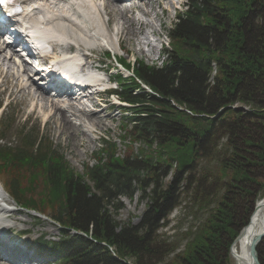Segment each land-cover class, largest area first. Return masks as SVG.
Here are the masks:
<instances>
[{
    "label": "trees",
    "instance_id": "trees-1",
    "mask_svg": "<svg viewBox=\"0 0 264 264\" xmlns=\"http://www.w3.org/2000/svg\"><path fill=\"white\" fill-rule=\"evenodd\" d=\"M177 18L164 65L138 61L116 91L131 105L120 143L142 145L139 151L123 154L114 139L102 138L79 174L46 137L25 135L21 147H0V177L17 205L61 227L57 240L42 238L40 246L63 264H231L252 205L243 215L225 195L209 202V216L170 260L175 248L165 250L160 231L184 193L197 191L192 204L203 205L208 173L246 196L264 194V176L254 170L264 168V0H186ZM220 144L215 174L201 161ZM138 193L147 202L139 223L121 222V199ZM257 251L264 264V240Z\"/></svg>",
    "mask_w": 264,
    "mask_h": 264
},
{
    "label": "rangeland",
    "instance_id": "rangeland-1",
    "mask_svg": "<svg viewBox=\"0 0 264 264\" xmlns=\"http://www.w3.org/2000/svg\"><path fill=\"white\" fill-rule=\"evenodd\" d=\"M152 1V0H151ZM154 1V0H153ZM154 11L149 16L150 22L154 25L153 28L150 26L145 27V31L148 33L149 40L154 48V53L150 59L147 57L146 54H141L138 52L139 48L136 44H119V41L116 40L115 31L119 26H122L123 22L121 19H117L116 22L112 21L111 30L114 33L111 34L110 39L113 44L112 51L114 54L110 58V60L106 59L104 54H106V49L103 47H97L94 54H91V60L98 63L103 67H108L110 69V73H115L121 71L119 67L115 64V59L117 61L121 60V58L126 63H131V65L135 62H143L147 65L151 66H159L162 67L164 62H166L169 53L165 49L166 45H169V38L167 36L168 29L171 28L177 21V15L182 13L186 10V0H181V5H177L175 8H171L170 10H166V14H163L162 8L158 7V5L154 6ZM137 16L140 17L139 14L135 13ZM143 18V17H142ZM162 19L161 21L158 19ZM109 18L107 16L102 17V22L105 24L108 22ZM160 33L158 35V31ZM143 38V35H140V40ZM150 47L145 45L144 50L148 54ZM161 51V53H160ZM163 51V52H162ZM112 64V65H111ZM119 68V69H118ZM124 72V71H123ZM114 86V84H113ZM145 88V86H143ZM7 93H0V114L3 116H8V126L10 127V132L4 136L5 139L1 140L2 144L11 143L13 146L20 145V138L17 137L18 131L30 132L34 131V134H43L45 137H50L53 140V144L56 148L63 153L65 158L70 162V166L75 170L76 173L81 174L83 170V165L86 163H90L95 156L96 151L98 150L99 141L102 139L103 136L114 139L118 142L119 150L123 154L125 152L131 151H139L142 145L136 143L135 146L129 145V147H124L122 143H120L119 139L121 137L120 129L122 128V121H123V114L121 111L117 110L116 107H113V100L108 99L107 96L101 94V101L104 105L97 107L100 110V118H102V125H96V127L89 126V130L87 131L88 135L91 136L92 141L87 142L88 138L82 135H79L78 141H73L71 138L67 140V136L64 134H60L59 128L54 124H47V120L44 114V111L41 112L39 109L36 112L31 113L32 105L30 102L23 103L20 101V98L17 95H13L10 98V105L6 106L7 102ZM9 101V102H10ZM91 108V107H89ZM87 108V109H89ZM234 108L238 109H247L241 103H236ZM70 117V120L77 124L81 121L80 118L74 117L70 112H67ZM0 115V118L2 117ZM84 119V117H82ZM87 125L88 121L84 119ZM78 144V146L74 147V145ZM223 147L220 144L218 149H215V153L213 155L206 157L204 156L203 161L201 163L203 166H208L209 170L214 172L215 174H221L219 170L218 164L214 163V158L218 156H223L224 152L222 151ZM208 156V157H207ZM202 167V165H201ZM206 168L200 170V172L205 171ZM255 173L258 176H264V168L262 169H254ZM162 175L160 174V177ZM206 182V189L204 194H200L203 196L204 202L202 206H199L198 203L192 204L194 201V197L197 194L195 191L194 196L192 194H183L182 199L183 203L180 207L173 210L174 212L171 214L169 219H167L168 225L160 231L161 237L160 240L164 243L165 250L169 251L172 248H175V251L168 255V260L174 258L175 253L181 254L185 249L187 242L189 240V236L192 235V232L196 230V228L203 223L207 216H209L210 210L207 208L206 205L210 202L212 203L215 200L223 198L222 196L228 197L229 199L234 200L237 202V205L240 208H243V215H246L248 209H250L251 205L253 206V210L255 209V204L257 202V197L255 195L246 196L243 190L232 189L225 186V180L223 179V175H219L218 177L214 178L208 173V177H203ZM172 177L169 175L165 179L166 183L171 182ZM208 184H207V181ZM263 181V180H262ZM195 186V185H194ZM34 187H38L37 185ZM39 188V187H38ZM260 186L254 187L253 192L255 194L259 193ZM37 189V188H36ZM183 189V188H182ZM39 190V189H37ZM34 191V189H31ZM194 192V190L192 191ZM7 195V194H6ZM188 198V199H186ZM197 199L201 200L197 197ZM259 199V197H258ZM121 202H123L124 207L119 211L118 220L121 222H128L131 221L132 224H138L140 218L142 217L144 211L147 209V202L140 199V193L133 199L130 200L127 198H122ZM6 206L9 208H16L14 211L7 213L5 215H9V219H5L6 223L11 225L14 231H30V234L27 237H23L25 240H29L30 242L34 241L38 236H46V238H56L59 235V227H57L52 220H49L45 217H42L40 220L29 215L28 212H24L19 209L17 206L14 205V201L12 196L8 195L6 198ZM252 210V211H253ZM165 251V252H167ZM39 260H43V264H59V262L55 261L54 258L47 255L44 252L39 253ZM37 260V261H39ZM36 264H39V262ZM129 264V263H128ZM132 264V262H130ZM231 264H233V257L231 255Z\"/></svg>",
    "mask_w": 264,
    "mask_h": 264
},
{
    "label": "bare ground",
    "instance_id": "bare-ground-1",
    "mask_svg": "<svg viewBox=\"0 0 264 264\" xmlns=\"http://www.w3.org/2000/svg\"><path fill=\"white\" fill-rule=\"evenodd\" d=\"M25 2L30 3L33 9L36 8L37 12L32 17L28 14L24 19L31 17V20H38L39 25L47 23L44 30L37 32L39 40L44 43L52 40L58 41L54 45L53 56L50 58L60 66H64L66 63L65 59L60 57L61 53L75 48L80 52L91 49L90 53H92L96 47L106 45L110 39L109 35L111 36L114 32L109 25H101L100 21L103 16H107L109 21L116 22L117 19L124 21L122 26L116 29L119 44L127 43L131 46L136 44L139 48L138 52L146 54L150 59L154 48L145 27L153 28L154 25L148 17L154 11L155 5L162 8L163 14H166L167 9L170 10L180 4L179 0H136L134 7L123 6L120 2L112 0H25ZM135 9L141 17L135 14ZM156 31L159 35L160 30ZM140 35H143L141 40ZM69 39L73 40L74 44H64V41ZM145 45L150 47L151 54L145 52ZM85 66L93 69L99 68L94 61L90 60L89 56H87ZM99 69L106 71V68L103 67ZM29 72L28 64H21L14 54L7 57L6 52L0 49V78L2 82L0 93H8L9 96L17 95L23 103L30 102L31 113L38 109L41 112L44 111L47 124L57 126L60 134L67 136V140L71 138L73 141H78L79 135H82L88 138L87 142H91V136L87 133L90 131L89 126H101L103 123L99 115L101 111L97 108L104 105L99 101L100 94L93 92L87 98V101L95 107L93 109L81 107L80 104L84 103L78 98L67 96L66 101L56 97L50 98L45 91L42 92L38 87L33 88L34 82L30 80V77L27 79ZM67 112L81 119L78 125L70 120ZM82 117L88 121L89 125ZM73 146L76 147L78 144H73ZM0 198V224L3 226L5 222L2 216L5 213H10L11 210L3 205L8 195L2 191ZM254 207L249 223L242 229L241 236L231 249L233 264H253L250 246L253 239L264 232V194ZM0 264L10 263L0 261Z\"/></svg>",
    "mask_w": 264,
    "mask_h": 264
},
{
    "label": "water",
    "instance_id": "water-1",
    "mask_svg": "<svg viewBox=\"0 0 264 264\" xmlns=\"http://www.w3.org/2000/svg\"><path fill=\"white\" fill-rule=\"evenodd\" d=\"M243 231V230H242ZM242 232L239 234V236L234 240L235 241L241 236ZM262 240H264V232L262 234L257 235L250 246V253L253 258V264H259V252H257L258 246L262 243Z\"/></svg>",
    "mask_w": 264,
    "mask_h": 264
},
{
    "label": "snow or ice",
    "instance_id": "snow-or-ice-1",
    "mask_svg": "<svg viewBox=\"0 0 264 264\" xmlns=\"http://www.w3.org/2000/svg\"><path fill=\"white\" fill-rule=\"evenodd\" d=\"M12 2V0H0V6H3V5H6V4H9V3H11ZM11 13L9 12V15H10Z\"/></svg>",
    "mask_w": 264,
    "mask_h": 264
}]
</instances>
